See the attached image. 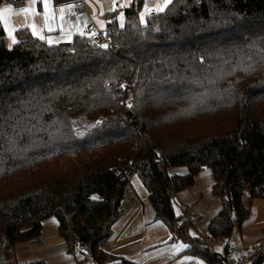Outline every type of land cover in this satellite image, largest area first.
I'll return each mask as SVG.
<instances>
[{
	"label": "trees",
	"instance_id": "1",
	"mask_svg": "<svg viewBox=\"0 0 264 264\" xmlns=\"http://www.w3.org/2000/svg\"><path fill=\"white\" fill-rule=\"evenodd\" d=\"M141 10L126 9L123 25L108 15L110 51L81 36L51 46L28 29L11 46L0 22V242L10 264L50 217L70 251L81 249L79 264H134L103 251L127 170L186 254L230 263L180 227L173 198L210 169L222 208L208 232L230 239L264 197V0H173L145 22ZM80 114L103 120L80 136ZM263 263L256 252L250 264Z\"/></svg>",
	"mask_w": 264,
	"mask_h": 264
},
{
	"label": "crops",
	"instance_id": "2",
	"mask_svg": "<svg viewBox=\"0 0 264 264\" xmlns=\"http://www.w3.org/2000/svg\"><path fill=\"white\" fill-rule=\"evenodd\" d=\"M173 0H26L27 13L0 3V11L11 7L2 23L7 38L13 44L16 33L28 29L34 37L51 46L70 45L76 36L88 38L91 33L103 31L110 23L108 15L116 16L120 25L125 22V10L136 2H142L141 21L150 15L162 13ZM76 2L82 3L77 13L70 11ZM119 2V8L116 4ZM172 175H184L186 168L170 169ZM214 176L204 167L196 176L193 186L176 194L173 207L179 225L190 237H210L208 227L222 208V201L213 193ZM197 222H186L184 211ZM54 217L43 222L41 236L15 246V259L20 264H79V254L72 253L59 234V223ZM174 233L162 221L156 219L150 202V192L141 177L135 173L126 189L122 214L111 228V235L103 251L118 261L134 264H206L198 257L185 253L187 244L180 238L173 240ZM237 244L235 250L225 246L226 239H215L211 245L218 254L228 252L229 260L245 257L252 246L256 252H264V197L255 198L251 213L243 225L231 237ZM255 252V253H256ZM254 253V254H255ZM253 254V255H254ZM253 255L248 259L251 263ZM0 264H10L5 246L0 242ZM92 264L94 262L92 261ZM264 264V263H263Z\"/></svg>",
	"mask_w": 264,
	"mask_h": 264
},
{
	"label": "built area",
	"instance_id": "3",
	"mask_svg": "<svg viewBox=\"0 0 264 264\" xmlns=\"http://www.w3.org/2000/svg\"><path fill=\"white\" fill-rule=\"evenodd\" d=\"M0 3L3 4H7L12 6L14 9H22L26 6V0H0ZM82 3L81 2H76L74 3V5L71 7L70 11L72 13H77L79 12L83 7H82ZM116 8H119V2H117L116 4ZM114 36H115V32L112 31L109 28L104 29L103 31H97L94 33H91L88 38H87V43L88 45L92 48V49H96V50H101V51H110V50H114L117 46L114 43ZM102 45H107V47H102ZM135 174V171H131V170H127L125 171L124 176L127 177L130 183V179L132 178V176ZM184 218L185 221L190 223V222H197V218H194L190 215V213H188L187 210L184 211ZM178 238V235L174 234L173 235V240H176ZM214 242V238L213 237H208L206 239V243L209 247L212 248V244ZM225 246L229 249V250H235L237 248V244H235L233 242V240L230 239H226L225 240ZM259 249L258 245H254L251 247V249L249 250V253L241 258V259H234L231 260L229 264H246L248 259ZM81 252L80 248H76L74 250V253L78 254ZM94 264H96L94 262Z\"/></svg>",
	"mask_w": 264,
	"mask_h": 264
},
{
	"label": "rangeland",
	"instance_id": "4",
	"mask_svg": "<svg viewBox=\"0 0 264 264\" xmlns=\"http://www.w3.org/2000/svg\"><path fill=\"white\" fill-rule=\"evenodd\" d=\"M145 22V19L142 21ZM9 41V40H8ZM9 44L12 46L13 43L9 41ZM103 120L102 117H100L97 121H92L88 118L85 114L76 115L72 122L73 127L76 133L80 136H84L91 128H93L96 124L101 123ZM184 168V167H183ZM55 219V217L53 218ZM87 264H92V260H88ZM248 264V262L246 263Z\"/></svg>",
	"mask_w": 264,
	"mask_h": 264
},
{
	"label": "snow or ice",
	"instance_id": "5",
	"mask_svg": "<svg viewBox=\"0 0 264 264\" xmlns=\"http://www.w3.org/2000/svg\"><path fill=\"white\" fill-rule=\"evenodd\" d=\"M32 2L34 3L35 0H32ZM169 2H170V0H169ZM12 11H13V9L11 7H7L5 9H3L2 11H0V22H3L5 19V15L7 13H11ZM18 11L21 13H27L28 9L22 8V9H19ZM102 47H107V45H102Z\"/></svg>",
	"mask_w": 264,
	"mask_h": 264
}]
</instances>
